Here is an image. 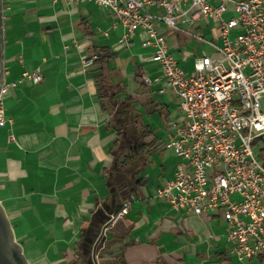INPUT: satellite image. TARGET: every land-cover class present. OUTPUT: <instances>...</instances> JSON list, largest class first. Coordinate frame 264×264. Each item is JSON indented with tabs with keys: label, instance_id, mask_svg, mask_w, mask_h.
<instances>
[{
	"label": "crops",
	"instance_id": "obj_1",
	"mask_svg": "<svg viewBox=\"0 0 264 264\" xmlns=\"http://www.w3.org/2000/svg\"><path fill=\"white\" fill-rule=\"evenodd\" d=\"M1 5L7 124L0 126V203L27 264H74L82 232L97 221L99 207L124 201H130L128 213L109 225L99 242L110 264H264L263 256L237 257L221 211L177 212L155 196L174 176L179 158L165 143L184 117L180 98L164 81L143 80L159 75L153 48L143 45L146 32L122 42L126 30L114 11L90 0ZM191 29L215 36L209 27ZM160 31L173 56L192 71L200 55L195 40L166 27ZM95 53L103 60L86 66ZM34 71L43 73L41 81L23 78ZM98 80L122 86L113 97L118 103L132 97L136 119L126 123L129 137L150 131L145 140L154 145L135 177L134 170L110 171L122 156ZM110 179L118 186L116 195Z\"/></svg>",
	"mask_w": 264,
	"mask_h": 264
},
{
	"label": "built area",
	"instance_id": "obj_2",
	"mask_svg": "<svg viewBox=\"0 0 264 264\" xmlns=\"http://www.w3.org/2000/svg\"><path fill=\"white\" fill-rule=\"evenodd\" d=\"M90 1L114 11L126 30L122 42L146 32L143 45L153 48L159 75H143L144 82L164 81L180 98L184 119L165 143L179 161L155 196L177 212L221 211L237 257H264V158L254 150L256 141L264 140V0ZM196 26L209 27L214 39L191 29ZM161 27L183 32L212 51L197 55L188 71L171 53ZM96 59L89 56L85 65ZM23 78L37 83L43 73L25 72ZM5 88L0 126L7 124ZM129 206L124 201L108 223L125 216Z\"/></svg>",
	"mask_w": 264,
	"mask_h": 264
},
{
	"label": "trees",
	"instance_id": "obj_3",
	"mask_svg": "<svg viewBox=\"0 0 264 264\" xmlns=\"http://www.w3.org/2000/svg\"><path fill=\"white\" fill-rule=\"evenodd\" d=\"M95 54L97 55V59L94 63L101 62L104 56L99 53ZM97 83L100 90V97L102 98L103 108L108 109L113 116L114 127L117 132L114 144L117 148L121 149L120 154L122 159L117 158L110 171L114 174L115 171L130 172L134 170L133 176L135 177L139 174V170L147 164L144 156L146 150L154 145L153 141L145 140V138L150 134V131L147 128L144 130H137L136 133L130 136L132 139L130 145H124L122 147L124 137L128 134L126 123L132 122L136 119L131 106L132 97L127 96L118 103L115 99H113V97L122 91L121 85H116L114 88H111L106 86L104 81L102 82L101 80H98ZM136 184H141V180H138ZM109 188L111 190V194L116 195L118 186L114 184L111 179L109 180ZM120 206L121 204L110 208L106 206L99 207L97 210V221L90 224L89 227L84 229L82 232V239L79 246V257L74 264H83L99 237L100 227L107 224L111 220L112 214H114Z\"/></svg>",
	"mask_w": 264,
	"mask_h": 264
},
{
	"label": "water",
	"instance_id": "obj_4",
	"mask_svg": "<svg viewBox=\"0 0 264 264\" xmlns=\"http://www.w3.org/2000/svg\"><path fill=\"white\" fill-rule=\"evenodd\" d=\"M2 38H3V26H2V5L0 2V94L4 83V70H3V58H2ZM110 225L107 223L103 226L101 233L96 240L92 257L94 264H100L97 257V246L105 234L106 228ZM0 264H27L21 253V246L15 241L13 231L10 222L7 218L5 210L0 203Z\"/></svg>",
	"mask_w": 264,
	"mask_h": 264
},
{
	"label": "rangeland",
	"instance_id": "obj_5",
	"mask_svg": "<svg viewBox=\"0 0 264 264\" xmlns=\"http://www.w3.org/2000/svg\"><path fill=\"white\" fill-rule=\"evenodd\" d=\"M225 18H227V15H225ZM209 37H210V39L212 38V36H209ZM212 39H214V38H212ZM194 43H195V46L198 47L197 49L199 50V54L200 55L201 54H204V53H209V52L212 51L211 48H210V46L208 44H204V43L197 42V41H194ZM134 131H136V130H134ZM131 142H132V139H130V137L128 136V134H126L125 137H124V143H123L122 147L124 145H130ZM254 150H255V152L258 155H260L261 158H264V140L263 139H258L256 141V143L254 145ZM117 151L119 152L120 151V148H118ZM101 246H102V243L101 244H98V246H97V257H98V261H99L100 264L101 263H105V264H108L109 263L110 264L111 263L110 260L109 259L106 260L104 258L106 256H104L102 254L103 251H104V249L103 250L102 249L100 250V247ZM92 251H93V248H92L90 254L86 257V259L83 262V264H94L93 257H92ZM98 252H99V254H98Z\"/></svg>",
	"mask_w": 264,
	"mask_h": 264
}]
</instances>
